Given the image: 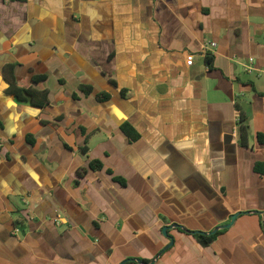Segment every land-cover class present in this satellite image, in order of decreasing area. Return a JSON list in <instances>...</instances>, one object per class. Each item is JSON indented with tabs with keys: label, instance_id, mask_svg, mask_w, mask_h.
<instances>
[{
	"label": "crops",
	"instance_id": "1",
	"mask_svg": "<svg viewBox=\"0 0 264 264\" xmlns=\"http://www.w3.org/2000/svg\"><path fill=\"white\" fill-rule=\"evenodd\" d=\"M9 63L49 106L5 93ZM261 170L264 0H0V264L153 261L170 238L154 264H264ZM236 213L210 246L163 234Z\"/></svg>",
	"mask_w": 264,
	"mask_h": 264
},
{
	"label": "trees",
	"instance_id": "2",
	"mask_svg": "<svg viewBox=\"0 0 264 264\" xmlns=\"http://www.w3.org/2000/svg\"><path fill=\"white\" fill-rule=\"evenodd\" d=\"M205 60L207 65L212 68L214 64V57L211 54H206L205 55ZM15 68L16 64L14 63H9L6 64L3 67V75L5 78V81L7 83V87L5 90V93L8 96H11L18 104L20 105H29L34 108L38 109H44L50 104L49 100V91L45 89H40L38 86L46 81V76L45 75H33L30 80H22L19 81L16 76H15ZM113 86H116L115 82H111ZM81 92L85 93L88 95L89 93L92 92L91 87L87 86H81ZM122 96H125V92L122 91ZM74 97H78L76 94H74ZM110 94L106 92L99 93L97 95V100L99 102H104L110 99ZM121 129L127 135L129 140L131 142H134L138 139L137 134L135 133L134 129L132 126L128 123L124 124ZM240 134H241V142L245 146L247 145L248 141V131L247 127L244 125V119H240ZM259 141H262L259 137ZM81 151L84 155L88 153V147L84 146L81 148ZM89 169L93 171H99L103 169V164L100 160H92L89 164ZM258 170V169H257ZM87 173L86 169H81L78 172V176L82 177ZM261 174L264 173V170L260 171ZM109 175H113V172L111 170H108ZM113 180L122 186H125V180L121 177L113 176ZM247 214V213H246ZM179 230V229H178ZM185 234H188L192 236L199 244L202 246H210L214 241L217 239V237L224 232H226V229L220 230L217 233L213 235H206L203 233H194V232H199V231H190L185 232L183 230H179ZM202 232V231H200ZM208 233V232H205ZM168 249H163L161 250V255L166 252ZM158 256V254L156 255ZM144 263H150L151 260H143ZM126 264H133V259H128Z\"/></svg>",
	"mask_w": 264,
	"mask_h": 264
},
{
	"label": "water",
	"instance_id": "3",
	"mask_svg": "<svg viewBox=\"0 0 264 264\" xmlns=\"http://www.w3.org/2000/svg\"><path fill=\"white\" fill-rule=\"evenodd\" d=\"M255 213H258V214H261V215H264V213L262 212H255ZM241 213H236V214H233L232 217H231V220L228 224L226 225H222V226H218L216 227L214 230H212L211 232H208V233H205V232H194V233H203V234H206V235H213L215 233H217L218 231L220 230H223V229H230L234 224H235V221L237 220V218L239 217ZM173 228H177L179 230H183L185 232H189L188 229H186L185 227L181 226V225H178V224H174L172 226H166L163 228V234L165 236H168L169 235V231ZM171 242L168 244V246L165 248V249H169L173 246L174 244V241L172 238H170ZM161 256V253L158 254V256H156V258L151 261L150 263H144L142 260H139V259H133V262L135 264H154L158 259L159 257ZM128 260L124 261L122 264H126Z\"/></svg>",
	"mask_w": 264,
	"mask_h": 264
},
{
	"label": "built area",
	"instance_id": "4",
	"mask_svg": "<svg viewBox=\"0 0 264 264\" xmlns=\"http://www.w3.org/2000/svg\"><path fill=\"white\" fill-rule=\"evenodd\" d=\"M216 46V43L212 42V43H209V44H206L203 48V54L206 55L208 54V50H209V47H215ZM194 59H195V56L193 54H189L187 56V59H186V64L188 67H191L193 64H194ZM251 62L253 61V59L250 60ZM251 69L252 68H249V71L251 72Z\"/></svg>",
	"mask_w": 264,
	"mask_h": 264
}]
</instances>
